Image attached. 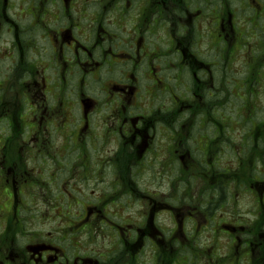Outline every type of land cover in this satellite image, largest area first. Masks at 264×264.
Here are the masks:
<instances>
[{
	"label": "flooded vegetation",
	"instance_id": "obj_1",
	"mask_svg": "<svg viewBox=\"0 0 264 264\" xmlns=\"http://www.w3.org/2000/svg\"><path fill=\"white\" fill-rule=\"evenodd\" d=\"M262 21L264 0H0V264H264V120L225 127L220 97L221 51Z\"/></svg>",
	"mask_w": 264,
	"mask_h": 264
},
{
	"label": "rangeland",
	"instance_id": "obj_2",
	"mask_svg": "<svg viewBox=\"0 0 264 264\" xmlns=\"http://www.w3.org/2000/svg\"><path fill=\"white\" fill-rule=\"evenodd\" d=\"M240 25L242 26V23ZM246 27L248 36L244 37L242 51H233L231 57L226 58L227 62H224L223 50L221 51L222 62L228 64L236 73L228 74L236 76V81L231 85L224 86V79L220 83L221 112L228 117L224 120L225 127L237 130L247 126L249 115L254 116L256 120H264V83H261L264 81V67L260 69L262 58L264 64V54H260L264 50V21L258 29L252 23H246ZM254 66V71H251ZM247 74L252 76L254 84L251 79L242 80ZM231 116L235 119L233 125L229 121Z\"/></svg>",
	"mask_w": 264,
	"mask_h": 264
}]
</instances>
